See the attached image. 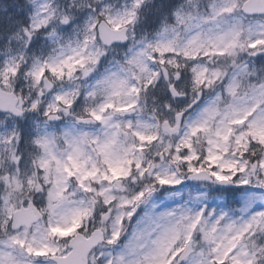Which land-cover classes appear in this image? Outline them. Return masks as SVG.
I'll return each instance as SVG.
<instances>
[{"label":"snow or ice","instance_id":"1","mask_svg":"<svg viewBox=\"0 0 264 264\" xmlns=\"http://www.w3.org/2000/svg\"><path fill=\"white\" fill-rule=\"evenodd\" d=\"M0 264H264V0H0Z\"/></svg>","mask_w":264,"mask_h":264}]
</instances>
